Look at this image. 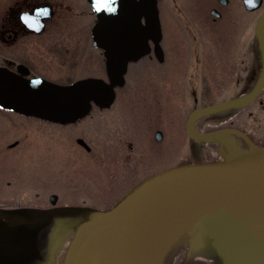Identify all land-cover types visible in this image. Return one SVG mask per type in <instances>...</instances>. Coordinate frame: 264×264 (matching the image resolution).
<instances>
[{"label": "rangeland", "instance_id": "rangeland-1", "mask_svg": "<svg viewBox=\"0 0 264 264\" xmlns=\"http://www.w3.org/2000/svg\"><path fill=\"white\" fill-rule=\"evenodd\" d=\"M214 1L153 0L168 64L147 58L131 68L124 86L111 93V109L91 108L86 117L69 126L39 121V126L31 125L27 132L20 128L22 119L17 112L0 108L1 216L29 222L51 206L52 194L58 195L56 207L107 210L152 174L186 162L205 163L200 152L212 153V161L225 158L218 145L191 140L186 122L193 108L233 99L249 90L235 85L239 71L234 52L240 48L239 34L251 33L254 22L239 0H232L222 19L213 21ZM97 53L98 77L114 80L108 75L102 50ZM257 63L255 78L261 71V60ZM47 66L43 77L64 82L67 75L59 65ZM90 74L82 69L83 77ZM244 112L248 131L257 135L251 123L257 107ZM237 115L236 111L215 113L199 119L196 127L206 131ZM263 118L264 113L261 122ZM157 131L163 134L160 141ZM78 138L85 140L90 151L77 143ZM76 230L67 229L57 264H64L63 250H68ZM19 231L14 226L0 230V264H27ZM44 231L50 239L53 228Z\"/></svg>", "mask_w": 264, "mask_h": 264}, {"label": "water", "instance_id": "water-1", "mask_svg": "<svg viewBox=\"0 0 264 264\" xmlns=\"http://www.w3.org/2000/svg\"><path fill=\"white\" fill-rule=\"evenodd\" d=\"M90 1L97 14L95 43L104 51L113 83L123 80L129 61L149 51V40L158 57H162L153 0ZM242 1L248 11L258 10L264 2ZM255 35L263 69L253 89L243 96L194 110L186 123L187 135L192 140L226 144L228 155L224 161L184 164L158 172L105 211L66 208L42 213L29 222L0 215V230L8 226L20 230L26 262L38 264L32 242L41 228L59 222L52 239L54 251L64 224L76 222L79 227L64 264H153L159 235L186 212L191 218L182 221L178 234L168 244L165 242L159 264L171 246L194 225L201 226L195 240L206 242L224 264H264V148L236 129L202 133L195 128L200 117L247 107L259 97L264 89V13L257 22ZM101 83L104 82L88 80L58 87L0 68V104L18 103L37 114L83 116L91 102L110 105L111 86L106 87L105 93ZM232 134L242 136L250 148L243 150ZM156 139H162L161 132L156 133ZM78 143L89 150L83 139H78ZM57 200L55 194L50 197L52 204Z\"/></svg>", "mask_w": 264, "mask_h": 264}, {"label": "flooded vegetation", "instance_id": "flooded-vegetation-1", "mask_svg": "<svg viewBox=\"0 0 264 264\" xmlns=\"http://www.w3.org/2000/svg\"><path fill=\"white\" fill-rule=\"evenodd\" d=\"M214 2L210 14L215 17L212 20L217 21L222 19L223 11L230 6L232 0H227L226 4H222L220 0ZM239 2L243 7L242 1L239 0ZM260 10L249 12L252 14L254 22L253 33L239 34L238 46L240 48L234 52V58L237 59L236 70L239 71L235 85L245 86L249 90L255 86L261 72L255 78L254 75L259 69L257 61L260 64L262 59L254 34L258 19L264 12L263 10L259 13ZM142 21L144 22V17ZM96 23L97 14L90 0H0V68L27 80L40 81L58 87H68L81 81H99L97 70L99 47L96 45L94 37ZM159 43L162 50L161 58L153 50V43L149 41L150 50L145 55L138 57L130 68L134 69L138 63L145 62L147 58H153L156 63L161 65L167 63L169 61L167 50L163 41L160 40ZM52 62L59 65L62 73L67 75V78L63 79L64 82H55L42 76L48 73L47 65ZM88 62L91 64L87 65ZM83 68L91 71L90 76L83 77ZM106 87L108 85L101 83L104 92L105 89L107 90ZM256 102L261 104L262 100L258 98L254 103ZM1 107L21 113L19 116L22 121L19 126L22 131H26L34 124L39 126V121L69 126L82 117L65 113L37 114L31 109L13 102L4 103ZM91 108L109 110L111 105L101 106L91 102L85 114L90 112ZM7 122L14 125L11 124L12 120ZM27 132L29 131L27 130ZM17 143L19 142L17 141ZM55 208V206H50L44 212L61 209ZM69 208L81 207L72 206ZM58 224L59 222H56L50 226L53 228L50 239L46 236L45 228L33 236L38 264L59 263L60 257L57 256L62 251L61 241L69 234L65 229L72 233L77 225L76 222H73L69 226L62 227L58 234L57 245L52 251L51 242ZM200 230V225H194L187 229L183 233V238L177 241V246L170 254L168 253L169 256L165 258L163 264H224L206 242L195 240ZM63 237L65 238L63 239Z\"/></svg>", "mask_w": 264, "mask_h": 264}, {"label": "trees", "instance_id": "trees-1", "mask_svg": "<svg viewBox=\"0 0 264 264\" xmlns=\"http://www.w3.org/2000/svg\"><path fill=\"white\" fill-rule=\"evenodd\" d=\"M263 8H264V6H263ZM104 79L106 81H108L107 77ZM118 88L119 87H117L116 89H118ZM260 98L261 99L264 98V90H263ZM252 107H257V112L254 114V116L252 115L254 117L253 118L254 120H253V122L250 121L253 124L254 130L257 128L256 129L258 132L257 135L248 131L247 124H246L247 119L244 118V113H245L244 111L249 109V108H252ZM196 108L197 107L193 108L192 110H194ZM236 112L238 113V115L236 117L229 118L224 123H221L219 125L210 126L208 129H206V131H213V130H216L218 128H224V127L235 128V129L240 130L241 132L245 133L248 136V138L251 139L256 145H258L260 147H264V118H263V122L260 121V116L264 113V106H261L260 103L256 102V103H253L252 105H250L248 107L236 109ZM232 135L238 142L242 143V145L244 147H246V148L249 147L248 142L242 136H240L238 134H232ZM223 145L224 146L222 148H219V151L221 153H223L225 157H227L228 148H227L226 144L223 143ZM199 155H200L199 157H201V158L203 156L204 159L202 158L201 160H207L206 162H211L213 160V157H212L213 155L210 152H207L206 154L203 152H200ZM187 163H190V162H186L183 164H187Z\"/></svg>", "mask_w": 264, "mask_h": 264}, {"label": "bare ground", "instance_id": "bare-ground-1", "mask_svg": "<svg viewBox=\"0 0 264 264\" xmlns=\"http://www.w3.org/2000/svg\"><path fill=\"white\" fill-rule=\"evenodd\" d=\"M191 218V215L189 213H182L179 215L175 222L172 223L167 230H165L164 233H161L158 237V240L156 242V246L154 247V253H153V264H159L161 253L163 250H161L166 242L168 244L179 232L180 226L182 225L181 222L185 221L187 219ZM179 228V229H178ZM173 229V230H171ZM171 230V231H170ZM167 240V241H166ZM165 244V246H166ZM164 246V247H165ZM164 249V248H163Z\"/></svg>", "mask_w": 264, "mask_h": 264}]
</instances>
